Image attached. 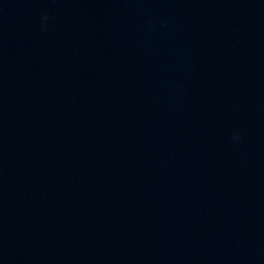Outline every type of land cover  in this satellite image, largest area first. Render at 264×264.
<instances>
[{
	"label": "water",
	"instance_id": "obj_1",
	"mask_svg": "<svg viewBox=\"0 0 264 264\" xmlns=\"http://www.w3.org/2000/svg\"><path fill=\"white\" fill-rule=\"evenodd\" d=\"M226 0H0V264H50Z\"/></svg>",
	"mask_w": 264,
	"mask_h": 264
},
{
	"label": "clouds",
	"instance_id": "obj_2",
	"mask_svg": "<svg viewBox=\"0 0 264 264\" xmlns=\"http://www.w3.org/2000/svg\"><path fill=\"white\" fill-rule=\"evenodd\" d=\"M237 138H238V136H237Z\"/></svg>",
	"mask_w": 264,
	"mask_h": 264
}]
</instances>
